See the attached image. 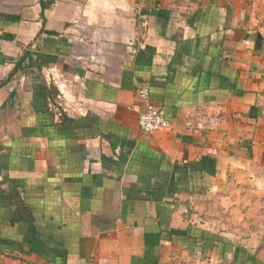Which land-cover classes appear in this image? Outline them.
I'll list each match as a JSON object with an SVG mask.
<instances>
[{"label": "crops", "instance_id": "crops-1", "mask_svg": "<svg viewBox=\"0 0 264 264\" xmlns=\"http://www.w3.org/2000/svg\"><path fill=\"white\" fill-rule=\"evenodd\" d=\"M263 7L0 0V264L252 254L232 235L264 195ZM139 86L172 131L142 132ZM201 109L219 130L184 129Z\"/></svg>", "mask_w": 264, "mask_h": 264}, {"label": "rangeland", "instance_id": "rangeland-1", "mask_svg": "<svg viewBox=\"0 0 264 264\" xmlns=\"http://www.w3.org/2000/svg\"><path fill=\"white\" fill-rule=\"evenodd\" d=\"M257 17L264 22V7L257 14ZM52 84L55 85L54 81H52ZM254 194L257 195L256 192ZM248 199L249 202L245 206L243 214L250 211L249 218L241 221L242 223L239 225L238 232L234 233L232 237L250 249L252 254L264 263V195ZM240 216H242V212ZM223 230L226 231V226ZM231 257L232 255L229 256L227 254L226 257L222 258L214 252H208L206 258H203V254L201 253L190 259L179 260V264H241L233 261Z\"/></svg>", "mask_w": 264, "mask_h": 264}, {"label": "built area", "instance_id": "built-area-1", "mask_svg": "<svg viewBox=\"0 0 264 264\" xmlns=\"http://www.w3.org/2000/svg\"><path fill=\"white\" fill-rule=\"evenodd\" d=\"M137 95L141 100L138 124L143 133L170 132L174 129L171 120L166 118L153 102L148 87L139 86ZM224 119V115L218 111L195 110L183 127L185 130L214 132L220 129Z\"/></svg>", "mask_w": 264, "mask_h": 264}, {"label": "trees", "instance_id": "trees-1", "mask_svg": "<svg viewBox=\"0 0 264 264\" xmlns=\"http://www.w3.org/2000/svg\"><path fill=\"white\" fill-rule=\"evenodd\" d=\"M47 5L48 4H43V9H45ZM28 55L29 54L26 53L24 58H20V60H18L14 70L12 71V74L17 69H19V67L22 66L23 61L26 59V57H28ZM5 83H6V80L2 81L0 83V87H2ZM217 250H218V253H220V256L222 258L226 257V255L230 252L232 254V260L239 262L241 264H264L263 262L259 261L253 254L248 252L245 248L240 247V246L238 247L235 244L226 242L224 240H222L221 247L219 246Z\"/></svg>", "mask_w": 264, "mask_h": 264}]
</instances>
